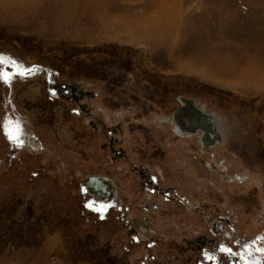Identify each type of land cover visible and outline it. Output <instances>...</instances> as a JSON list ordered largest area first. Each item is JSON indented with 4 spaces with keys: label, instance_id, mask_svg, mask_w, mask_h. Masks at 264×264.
<instances>
[{
    "label": "rangeland",
    "instance_id": "1",
    "mask_svg": "<svg viewBox=\"0 0 264 264\" xmlns=\"http://www.w3.org/2000/svg\"><path fill=\"white\" fill-rule=\"evenodd\" d=\"M0 55L3 71L37 69L0 81V264H213L200 255L217 241L262 247L264 0H0ZM179 95L215 120L214 156L171 133ZM215 158L230 181L206 168ZM139 165L179 197L145 199ZM88 175L115 190L103 219L81 193ZM114 205L128 221L145 205L151 225L125 226Z\"/></svg>",
    "mask_w": 264,
    "mask_h": 264
},
{
    "label": "flooded vegetation",
    "instance_id": "2",
    "mask_svg": "<svg viewBox=\"0 0 264 264\" xmlns=\"http://www.w3.org/2000/svg\"><path fill=\"white\" fill-rule=\"evenodd\" d=\"M54 86L55 87H61V90L63 91V93H67L65 91V89H64L65 84H60V85L58 84L57 85V84L54 83V85H52V82H51L50 85H49V88L51 89ZM75 91H77V90H75ZM75 91H73V90L71 91V93H74L73 94L74 96H71V97H73L74 99H76L75 95L77 94V93H75ZM51 92L53 93V91H51ZM184 97H186V96H184ZM186 98H188V97H186ZM194 104H195V106L197 108H199L196 105L195 101H194ZM180 106H181V104L179 102V106H177L176 108H178ZM84 110L85 109L82 108V111H84ZM174 110L171 113V118H172ZM73 111L77 112V110H73ZM201 111L203 113H205V114H208L203 109H201ZM171 118H169V123L172 125L171 126V133L173 135H175L176 137H179V138H182V137H187L188 138V136L186 135L188 133H186L185 136H181V135L175 133V131L173 129L174 128V124H173ZM95 122L97 124H99V125L102 124V122H99L98 119H95ZM118 128L119 127H118L117 124H112L109 127H104V129H101V132H102L103 136L105 137V139L107 140V143H109L110 147H112V145L117 143V141H118L117 138H115L113 136V134H115L117 132ZM195 140H197L198 145H199V147H200V149L202 151H204L205 153H210L213 156H214L213 149L216 147V145H218V144H220L222 142V140H221L217 144L204 146V145H202L201 140H200L199 137L196 136ZM112 151H113V153L115 154V156L117 158H118V156L120 157V155L122 154L119 150H116V149H113ZM217 159L218 158H215L214 161H212V162L206 161V164H205L206 168L211 170V171H215L222 180L230 181L231 179H230V177L227 174H225V171L223 169H220V168L217 167V163H216ZM132 172L137 174L138 183L142 186L143 190L146 193L145 196H143L145 199H149L152 196H156V195H159L165 201H171V200L177 199V196H178L177 190L174 189V188H170V187L169 188H160L157 185V180L158 179L156 178V176L151 175L148 172V168L145 165H139L138 167H134L132 169ZM88 176H101V175H88ZM103 178H105V177H103ZM109 184H110V187H111V195H110L109 199L106 202H104L102 199H97V198L92 197V195L87 191L86 188H85V190H84V188H82L81 193H84L85 196L89 195L90 197L93 198L92 200L95 202V205H94V209L95 210L99 209L102 205L108 206L109 202L114 197L115 190H114L112 184L110 183V181H109ZM82 185L84 186L83 182H82ZM104 195L105 194H103V197H104ZM151 207L153 209H157V205L156 204H152ZM106 208L102 209L101 211H98L99 214H103ZM114 209H116V211L119 212L118 213L119 217L121 218V220H122V222H123V224L125 226H130L128 224L129 221L133 225H141V226H143L145 228H148L151 225V224H149L150 222L148 221V218L146 216V214L148 212V208L145 205L141 206V210L143 211L141 213V215L138 216L136 219L130 217L129 221L126 220V218L124 217L125 215H124V213L121 212L119 205H114ZM227 219H228V216H226L225 214H223V215L219 214V215H217L215 220L211 219V227H213L214 230L219 232L221 230L220 225L225 224ZM195 241L199 245H204L206 243V240H205L204 236H199L198 238L195 239ZM259 241L260 240H258V242ZM216 243H217V249H218L217 251H213L211 249H202L201 255H200V259H202L205 263H207V262L213 263L214 262L215 264H226V263L227 264H245V261H247L248 264H260V263L263 264L258 259H256L255 255H254L255 253L259 254V252H257L256 249L250 247V248H248V252L245 253L244 245H248V244L244 243L242 240H238V242H235V245L237 246L236 249H232L231 248L233 252L237 253V255H235V256H230L227 253H222V252L219 251V248H220L221 245H224L225 247H228V248L231 247L230 245H228V243L226 241L225 242L224 241H217ZM261 245H262V247H264V243H262ZM206 253L208 255L213 256L214 259H212V260L207 259L206 256H205ZM241 255H244V259H241ZM198 264H200V263H198Z\"/></svg>",
    "mask_w": 264,
    "mask_h": 264
},
{
    "label": "bare ground",
    "instance_id": "3",
    "mask_svg": "<svg viewBox=\"0 0 264 264\" xmlns=\"http://www.w3.org/2000/svg\"><path fill=\"white\" fill-rule=\"evenodd\" d=\"M177 101L180 102L181 106L176 108L172 118L170 117L174 124L175 133L181 136L188 133L186 134L188 137L195 135V137L200 138L204 146L214 145L221 141L220 132L212 116L203 113L202 107L197 108L193 99L179 95ZM27 145L32 151L37 150L40 146L33 135L27 136ZM102 178V176H88L83 179V184L92 197L106 202L111 195V187L109 180L103 178L104 181ZM103 194H105L104 197Z\"/></svg>",
    "mask_w": 264,
    "mask_h": 264
},
{
    "label": "snow or ice",
    "instance_id": "4",
    "mask_svg": "<svg viewBox=\"0 0 264 264\" xmlns=\"http://www.w3.org/2000/svg\"><path fill=\"white\" fill-rule=\"evenodd\" d=\"M3 63H4L3 59H0V65H3ZM11 66L16 69V71L13 73L3 71L2 68H0V81H3L5 84H9V85L13 82V77L24 78L27 75H30L37 70L35 68H25V67H23V65H19L15 61H12ZM3 128H4L6 138L10 142L16 144L17 147L23 146L24 141L21 138L22 134H23V130H22L19 122H16L14 125V123L11 119L6 118L4 123H3ZM88 207L91 208L92 205L89 204ZM106 207L107 206L102 205L99 209H96V210L101 211L102 209H104ZM101 219H103V214H101ZM259 239H264V237H261ZM249 247H250L249 245H244L245 253L248 252ZM219 251L222 253H227L230 256L237 255V253L233 252L231 248L225 247L224 245L220 246ZM256 251L260 252V253H264V247L257 248ZM205 256L209 260L214 259L213 256L208 255L207 253L205 254ZM241 259H244V255H241ZM245 264H248V262L245 261Z\"/></svg>",
    "mask_w": 264,
    "mask_h": 264
},
{
    "label": "water",
    "instance_id": "5",
    "mask_svg": "<svg viewBox=\"0 0 264 264\" xmlns=\"http://www.w3.org/2000/svg\"><path fill=\"white\" fill-rule=\"evenodd\" d=\"M0 59H3V60H6V58H5V56H3V55H0ZM102 180H104L103 178H102ZM101 180V181H102ZM105 181V180H104ZM104 188H106L105 186H104ZM89 199H90V201H86L87 203L89 202V204H91V205H95V202L92 200L93 198L92 197H89ZM86 203V204H87Z\"/></svg>",
    "mask_w": 264,
    "mask_h": 264
}]
</instances>
